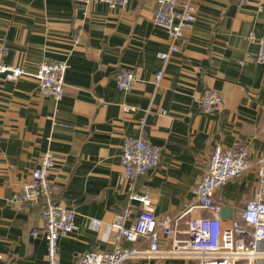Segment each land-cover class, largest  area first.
I'll return each mask as SVG.
<instances>
[{"label": "crops", "instance_id": "crops-1", "mask_svg": "<svg viewBox=\"0 0 264 264\" xmlns=\"http://www.w3.org/2000/svg\"><path fill=\"white\" fill-rule=\"evenodd\" d=\"M191 2L193 28L184 32L185 41H173L153 21L155 0H129L115 9L78 0H0L5 64L28 74L44 60L68 65L59 100L41 94L31 76L0 75V264L46 263L38 208L20 212L9 202L43 152L51 151L54 159L53 201L76 212L78 231L58 240L59 264H78L83 253L113 248L106 226L119 213H126L128 226L142 209L130 198L132 190L148 191L158 220L178 219L215 147L240 143L252 160L264 155V65L255 61L257 41L264 37V0ZM173 45L178 51L160 60L158 53ZM120 67L137 77L128 92L115 84ZM161 69L156 86L152 78ZM204 89L222 98L207 113L199 109ZM125 137H140L162 151L157 167L132 185L119 180ZM258 188L251 167L215 192L222 209L229 210L228 217L221 216L223 227L240 218ZM201 215L208 213L195 208L178 220L181 240L187 237V219ZM89 219L101 226L90 228ZM170 242L160 235V255L125 264H198L176 254ZM120 245L146 249L145 243Z\"/></svg>", "mask_w": 264, "mask_h": 264}, {"label": "built area", "instance_id": "built-area-1", "mask_svg": "<svg viewBox=\"0 0 264 264\" xmlns=\"http://www.w3.org/2000/svg\"><path fill=\"white\" fill-rule=\"evenodd\" d=\"M84 5L102 3L110 9L124 7L129 0H78ZM250 0H238L241 5ZM196 8L191 0H155L153 21L165 30L169 37L185 41L184 32L193 28ZM253 39V36L251 35ZM258 52L255 61L264 65V37L257 41ZM173 45L170 51L158 53V58L168 61L170 53L177 52ZM5 46L0 45V75L7 80H16L22 76L33 77L39 86V92L59 100L64 94V75L68 68L66 61H41L33 74L25 73L20 67L7 65ZM163 77V70L157 71L152 78L157 86ZM137 81L136 75L127 67L118 68L115 84L118 90L128 92ZM222 104L221 96L204 89L199 98V109L207 113ZM162 151L140 137H125L121 145L120 182H133L152 171L159 164ZM54 166L51 151L43 152L36 160L28 181L14 192L9 202L17 211L29 212L38 208L44 223L46 238V263L59 264L58 240L78 231L75 223L76 212L64 204L53 201L54 189L50 181V171ZM251 167L256 168L259 188L253 199L247 201L240 218L229 227H223L221 221L222 198H214L217 190L232 179H242ZM191 202L181 217H164L158 220L150 208L148 191L143 194L130 193V198L138 201L142 209L135 220L125 226L126 213L115 215L106 226V235L113 233V248L108 251L83 253L78 264H125L133 259L153 258L160 255V235L171 239L170 247L176 254L189 256L198 264H264V155L252 160L247 147L234 143L223 149L215 147L211 153L205 173L192 188ZM208 213L206 216L187 219V237L181 240L177 235V222L193 209ZM176 224V225H175ZM101 221L89 219V227L97 230ZM106 236V238H107ZM105 238V239H106ZM122 241L136 244L145 243L146 249L124 248ZM1 259V255H0Z\"/></svg>", "mask_w": 264, "mask_h": 264}, {"label": "water", "instance_id": "water-1", "mask_svg": "<svg viewBox=\"0 0 264 264\" xmlns=\"http://www.w3.org/2000/svg\"><path fill=\"white\" fill-rule=\"evenodd\" d=\"M3 76H4V75H3ZM221 216H222L223 218L228 217V216H229V210H228L227 208H223V209L221 210Z\"/></svg>", "mask_w": 264, "mask_h": 264}]
</instances>
